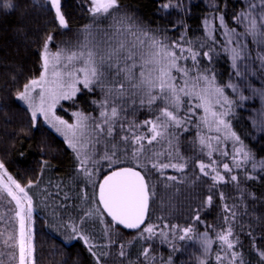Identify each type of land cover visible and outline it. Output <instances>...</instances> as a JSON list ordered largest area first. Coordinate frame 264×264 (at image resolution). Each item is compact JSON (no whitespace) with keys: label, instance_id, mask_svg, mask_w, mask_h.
Listing matches in <instances>:
<instances>
[{"label":"trees","instance_id":"16d2710c","mask_svg":"<svg viewBox=\"0 0 264 264\" xmlns=\"http://www.w3.org/2000/svg\"><path fill=\"white\" fill-rule=\"evenodd\" d=\"M13 3L16 5L13 9L0 8V159L21 184L27 186L32 181V187H26V190L35 199L42 201L44 205L50 201L58 205L63 202L60 197L62 178L71 179L77 189L81 184L83 186L82 177L74 171L75 154L62 137L41 122V118L33 126L30 110L15 99V93L29 79L40 75V51L46 36L53 35L54 43L50 47L56 50L82 26L89 24V11L83 0H67L65 18L70 29L66 31L55 20L54 10L40 8L34 0H13ZM119 3V15H132L137 24L166 44L177 42L184 49L191 48L199 53L193 73L208 70L209 76L215 75V83L224 89L232 101L230 120L242 143L241 147L250 153L252 159L242 163L237 169L231 156L223 158L213 153L212 159L218 162L217 168L227 181L213 184L211 178L203 176L198 167L199 162L208 164L210 160L206 155L208 150L201 151L195 127L196 119L193 118L190 124L171 130L176 136L173 144L179 148L180 156L184 158L180 160L177 157L171 162L186 163L184 171L168 168L161 175L148 166L150 184L154 185L152 179L157 180L154 185L156 195L150 200L146 224L155 223L156 228H160L159 232L166 233L167 238L157 233L153 239L143 240L138 238V234L144 226L133 232L118 225L111 226V219L96 202L93 208H100L101 213L88 220L86 212L82 215L72 203L76 193L66 191L62 213L57 207H51V215L44 207L37 204L35 206L36 264H96V257L88 251L82 240L67 242L50 229L56 223L63 228V225L71 222L80 225L82 232L96 245L93 251L97 255L100 252L107 253L106 256H100V264H167L169 261H177L181 251L205 233L213 241L206 262L217 264L216 254L224 256L225 253L221 251V244L216 237L228 225L233 229L232 239H238L233 250L240 256L235 264H240L241 260L244 264H264L259 255L264 250V174L253 168V163L264 160V135L255 130L253 110L249 105L237 102V95L228 87L234 71L226 49L229 45L228 34L231 33L228 30L235 29L246 37L255 59L259 60L258 55H264L258 39L253 40L252 36L245 34L246 22L235 19L251 3L257 5L253 14L260 13L261 0H190V13L182 25L170 24L157 15L161 0H119ZM221 15L226 28L221 27ZM106 22L107 20L103 22V19H99L96 25L109 27L112 23L105 24ZM176 50L179 51V48ZM204 53L208 55L205 56ZM181 63L193 68L190 58ZM247 95L244 94L245 97ZM158 114L155 106L153 111H149L147 107L141 108L137 104L135 110L128 107L126 113H121L119 121L126 128L127 119L129 122L134 120L139 123L145 119H153ZM180 115H185L184 109ZM185 127L187 131L184 130ZM139 131L143 132L142 128ZM122 135L124 132L117 127L114 136L120 146L116 150L117 156H131L132 147L124 148L123 141L120 140ZM154 147L159 151L167 145L163 148L161 145ZM224 160L232 167L231 173L224 171ZM237 160H243L242 153L237 156ZM160 161L169 162L166 156L160 157ZM125 166L136 167V162L130 159L120 166L113 165L104 171V176L115 168ZM231 175H237L238 181H231ZM168 176H175L176 180H168ZM248 176L256 178L247 179ZM92 192L93 200H98L96 197L94 199L96 195ZM208 196H212L211 205L206 202ZM225 205L230 211H225ZM197 215L199 220L196 219ZM225 217H228L227 224ZM81 218H84L83 223ZM173 225L178 227L174 229ZM186 227L193 229L189 234L191 239L180 240L179 236L183 235L181 229ZM120 245H124L123 257L120 256ZM145 248L149 249L147 259L142 255ZM222 264H228V259L223 260Z\"/></svg>","mask_w":264,"mask_h":264},{"label":"snow or ice","instance_id":"6c2138e0","mask_svg":"<svg viewBox=\"0 0 264 264\" xmlns=\"http://www.w3.org/2000/svg\"><path fill=\"white\" fill-rule=\"evenodd\" d=\"M51 9L55 11V20L61 28H68L65 15L61 11V0H48ZM13 0H0V8L8 10L15 8ZM166 9L168 4H164ZM257 8L255 3L248 5L246 11H242L236 20L246 22L245 34L250 35L255 40L262 38L264 42V0H261V12L253 14ZM119 0H91L89 9L93 17L111 18L112 23L109 28L99 36L92 30V26H86L84 36L74 46L57 47L55 51L50 47L54 43L53 35L49 34L43 41L40 51L41 72L38 78L29 79L15 93V99L27 105L31 112L33 126L36 124L38 115H42L46 122L51 124L55 130L64 136L68 146L73 150L78 161L77 172L81 173L89 183H95L94 173L88 167L98 161L93 160L92 155L86 150L88 145L93 143V135L99 137L103 134L106 137H113L117 126L121 132L127 134L120 136L124 148L132 147L131 159L136 162V167H118L103 177L99 184V203L103 206V212L111 217V226H123L125 229H141L145 225L149 214L150 200L156 195L155 186L150 184L148 176V166L163 175V171L168 168L183 172L186 163H172L177 157L180 160L179 148L175 147L173 141L175 134L171 131L181 128L185 124H190L199 109L203 115L199 116L198 128L203 125L209 132L213 129L221 133L222 129L228 130L229 134L236 139V134L230 132V125L225 122L223 116L227 115V110L218 112L217 108H224V105H231L232 101L224 95V89L215 83V75L209 76L208 70L196 71L193 73L199 53L191 48L184 49L177 42L171 45L166 44L162 39L142 28L137 24L132 15L125 13L119 15ZM221 27L226 28L223 15L220 16ZM232 33L235 29L228 30ZM211 36V33H209ZM232 41L229 40V43ZM179 48V51L176 49ZM187 53L188 55H185ZM233 67H236L237 59H242L241 51L232 49ZM207 56V53H204ZM193 61V68L183 65L181 61L187 59ZM261 64L264 65V55H258ZM239 74V73H237ZM82 85L83 89L89 92L100 88L104 93V98L97 102L101 111L99 113L101 123L90 124L92 119L83 112H73L75 122L69 123L54 115L53 109L61 100H72L76 97ZM228 87H235L231 84ZM244 99V97H241ZM38 100V103H37ZM147 107L149 111H158L153 119H145L142 122L130 121L125 128L124 123H119L121 113H126L128 107ZM185 110V115L181 116V110ZM126 119V117H125ZM146 128V132L139 129ZM98 130V131H97ZM185 131L188 129L185 127ZM198 142L203 152L207 149L206 155L210 163L199 162L200 173L205 177H210L213 184L227 182L225 176L217 168L218 162L212 159V140L220 141L221 136L215 137L197 134ZM227 139V135L224 137ZM99 143V139L95 140ZM146 142V144H145ZM111 152L106 151L102 159L109 161L112 165L120 164L123 161L117 156L116 150L120 147L117 143L111 142ZM166 148H163L164 145ZM152 147H147V146ZM155 145H161L163 150H155ZM242 153L243 160H237V156ZM227 156V152L221 153ZM127 155V153H125ZM166 156L169 162L160 161V157ZM252 157L243 147L235 149L232 156V163L239 169L242 163L251 160ZM46 165L47 162L45 161ZM225 172L231 173L232 167L228 163H223ZM264 169V161L260 164ZM142 169L137 170V169ZM253 168L256 164L253 163ZM0 169H4V164L0 162ZM6 174V170H5ZM248 176L247 179H255ZM168 180H176L175 176H168ZM12 187L3 185L4 191L16 203V217L19 221V233L17 236H8L3 241L6 248L13 251L8 255L16 264H36L35 245L33 243V232L31 229L32 219V197L26 191V187H32V181L27 186H22L17 181L8 176ZM230 180L238 181L237 175H231ZM67 198V197H66ZM221 193V199H223ZM255 199V196H253ZM207 204L211 205L212 196L207 197ZM225 211H230L227 205ZM101 213L100 208L94 211L89 210L85 217L91 218ZM235 216V213H232ZM81 218V223H83ZM197 220L200 217L197 215ZM227 224L228 217H225ZM27 222V223H26ZM101 222L103 219L101 218ZM70 229L69 239H80L88 247V251L96 257V264H100V256H106V252L97 255L93 251L96 245L90 242L80 225L75 222L63 225ZM155 225L147 224L138 234L139 239H151L156 235ZM167 227V225H165ZM174 229L178 226L173 225ZM183 235L180 240L191 239L189 234L193 231L191 227L181 229ZM108 230H105L107 235ZM147 233V237H145ZM2 235V233H0ZM160 235L167 238V234L161 232ZM233 229L228 225L217 234L216 239L221 244V251L225 253L221 256L216 254L217 264L228 259V264H235L240 254L233 249L237 240H233ZM213 241L204 234L201 241L205 256L210 252ZM120 256H124V245H120ZM149 249L145 248L142 255L147 259ZM2 255V253H0ZM260 259L264 261V250L259 252ZM0 264H4L0 260ZM200 264H207L206 260H201ZM240 264H244L243 260Z\"/></svg>","mask_w":264,"mask_h":264},{"label":"rangeland","instance_id":"374dc122","mask_svg":"<svg viewBox=\"0 0 264 264\" xmlns=\"http://www.w3.org/2000/svg\"><path fill=\"white\" fill-rule=\"evenodd\" d=\"M84 3L88 7V11L91 8V0H83ZM34 2L40 7L45 10H54L51 9L50 3L48 0H34ZM168 4V8H164L163 5ZM190 0H161L159 9L157 10V15L162 18L163 20L168 21L170 24L174 25H182L184 24L187 16L190 13ZM68 7L67 0H61V11L63 14H66ZM102 19L93 17V15L89 11V24L82 26L76 34L69 40H66L61 47L65 46H74L79 41L83 39L84 36V29L86 26L91 25L92 30L95 34L99 36L103 35L104 31L107 30L108 26H100L96 25V21ZM107 22L105 24H109L112 22L111 18H103V22ZM110 20V21H109ZM65 29V28H63ZM70 27L68 26V28ZM65 29V30H66ZM67 31V30H66ZM258 42L261 44L262 50H264V42H262L261 37H257ZM229 40L232 42L229 43ZM228 53H229V59L231 62V65L233 67V61H232V49L237 48L238 51H241L242 59H237L236 61V67H233V74L231 78L229 79V84L233 85L235 87V90L232 88V92L234 95H237V102L239 101L240 104L244 106H248L253 110L254 112V127L255 130H257L258 134L264 135V65L261 64V61L255 59L252 56V50L250 48V45L248 44V41L246 37L240 33L239 31H235L234 33L228 34ZM55 51V50H53ZM264 53V52H263ZM239 73V74H237ZM39 77V76H38ZM35 77V78H38ZM217 85V84H216ZM81 88V91L77 93L76 97H74L72 100H61L53 109L54 115L56 117H59L62 120H67L69 123L75 122V117L72 116L73 112H83L85 115H88L92 119L89 121L90 124L94 123H101L100 118V107L98 106V103H92V101H101L104 98V93L100 88H96L94 91L89 92L88 90L83 89L82 85H77ZM244 94H248L246 97ZM224 95L227 96L224 92ZM228 97V96H227ZM241 97H244V99H241ZM230 100V98L228 97ZM231 101V100H230ZM20 103L24 104L23 102L19 101ZM38 103V100H37ZM26 107L27 105L24 104ZM218 112H222L227 110V115L223 116V119L226 123L230 125V132H234L236 134V137H238V134L234 130L233 125L231 124L230 120V114L232 113V104L231 105H224V108H217ZM203 115V112L199 109L196 110V116L193 117L196 119L195 127L197 134L205 135V136H212L215 137L217 135L221 136V139L219 142L216 140H212V145L214 149H217L213 153H217L220 156L222 152H227V156H233L235 154V149L241 148V141L240 139H236L235 137H232L229 134L228 130L222 129L221 133H217L214 129L209 132L206 128L203 127V125H200L198 128L196 125L199 123V116ZM41 118V122L46 124L48 127H50L55 133H57L60 137L64 139V136L58 133L54 127L51 126L48 122L45 121L44 117L42 115H38L37 119ZM126 121V126L129 122V120ZM120 121H118V124ZM118 127V126H117ZM119 128V127H118ZM127 128V127H126ZM143 132H146V128H142ZM98 131V130H97ZM116 133V131H115ZM115 133L113 137L109 138L105 135L101 134L99 137L93 135L91 139L93 140V143L89 144L87 147V151L90 155H92L93 160L98 161L95 165H93L91 162L89 163L88 167L90 170L94 173V181L95 183H89L85 180L83 175L79 173V175L83 179V186L81 184V187L79 189L76 188V186L73 184L71 179H65L62 178V184H60L61 193L60 197H62V201L60 204H55L54 201L47 202V204H43L42 201H39L38 199H35L34 196L30 195L32 197V219H31V229L33 232V243H35V225H36V217H35V206L44 207L46 212L49 214L52 213L51 207H57V210L61 211V213L64 211L63 203H66L64 196H67L66 191H70L72 194L76 193L75 196H73V204L78 207V210L82 213H85L89 210H94L93 206L95 207L94 203H97L98 200L95 199V197L98 199V187L99 184L104 177V171L107 170V168L110 167L109 161L102 159L104 153L108 151L111 152V142L117 143V139L115 136ZM127 134L124 132V135ZM227 135V139L224 137ZM239 138V137H238ZM99 139V143H96L95 140ZM65 140V139H64ZM67 143V142H66ZM75 154V153H74ZM239 156V155H238ZM121 161L126 162L131 159V156H118ZM264 160H261L259 162H256V171L262 172L264 174V169H261L260 164ZM0 162L2 160L0 159ZM74 162H75V168L74 171H77L78 168V161L76 160V156H74ZM224 163L225 160L223 161ZM3 163V162H2ZM4 164V163H3ZM120 164H116L114 166H120ZM113 166V165H112ZM6 170V174H5ZM78 173V172H77ZM8 176H11L13 180L20 183L6 168L4 164V169H0V260H3L4 264H16L15 261H12L10 259V256L8 255L13 250L10 248H6L3 244V240L7 239L8 236H17L19 233V221L15 215L16 213V203L10 196L7 195V193L4 191L3 185L7 184L10 187L13 188L15 191L14 185H11L10 181L8 180ZM66 176V175H65ZM101 176V177H100ZM157 178L153 181L152 184L155 185ZM21 184V183H20ZM24 186L23 184H21ZM95 188V190H94ZM27 191V190H26ZM96 196L92 197L93 192ZM62 195V196H61ZM71 196V195H70ZM34 198V199H33ZM68 199V197H67ZM69 200V199H68ZM66 207V206H65ZM78 212V211H77ZM80 213V212H78ZM83 215V214H82ZM91 218H88L90 220ZM97 221V219H95ZM27 223V222H26ZM153 223V222H152ZM149 223V224H152ZM147 224L144 225V227ZM155 225V223L153 224ZM156 226V225H155ZM50 229L58 236H60L62 239L66 240L67 242H73L76 239H69V235L71 234L70 229L63 227L60 228V226L56 225L50 227ZM160 228L155 227L156 235L159 232ZM145 237H147V233L144 234ZM155 235V236H156ZM155 236H153L151 239H153ZM204 239V234H201L198 236L194 241H192L190 244L185 247L181 253L180 257L177 261H169L167 264H200L201 260H206L203 247L201 244V241ZM144 240V239H143ZM35 245V244H34ZM211 251V249H210ZM179 256V255H178Z\"/></svg>","mask_w":264,"mask_h":264},{"label":"water","instance_id":"95a60500","mask_svg":"<svg viewBox=\"0 0 264 264\" xmlns=\"http://www.w3.org/2000/svg\"><path fill=\"white\" fill-rule=\"evenodd\" d=\"M126 167V166H125ZM138 170V169H137ZM110 173V172H109ZM108 173V174H109ZM107 175V174H106ZM102 180H103V178H102ZM102 180H101V182H102ZM98 201H99V187H98ZM151 202V201H150ZM100 206H101V208H102V210H103V206L100 204ZM149 212H150V204H149ZM106 215H107V213L106 212H104ZM107 217L109 218V219H111V217H109L108 215H107ZM148 218H149V214H148V217L146 218V221H145V224L147 223V221H148ZM119 226V225H118ZM144 225H141V228L143 227ZM121 228H123V229H125L123 226H120ZM125 230H127V231H137V230H139V229H125Z\"/></svg>","mask_w":264,"mask_h":264}]
</instances>
